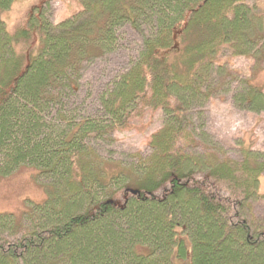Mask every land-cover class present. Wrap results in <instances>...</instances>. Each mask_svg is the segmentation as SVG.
Returning a JSON list of instances; mask_svg holds the SVG:
<instances>
[{
  "label": "trees",
  "instance_id": "1",
  "mask_svg": "<svg viewBox=\"0 0 264 264\" xmlns=\"http://www.w3.org/2000/svg\"><path fill=\"white\" fill-rule=\"evenodd\" d=\"M13 2L0 0V174L28 164L48 181L29 224L0 214V264H264V217L253 212L264 151L242 138L230 158L199 144L190 119L232 73L220 56H247L264 73V0H80L56 23L46 1L9 31ZM124 26L138 52L97 94L96 112L75 116L63 98ZM233 90L237 107L264 110L253 76ZM148 109L163 114L148 153L95 149Z\"/></svg>",
  "mask_w": 264,
  "mask_h": 264
},
{
  "label": "rangeland",
  "instance_id": "2",
  "mask_svg": "<svg viewBox=\"0 0 264 264\" xmlns=\"http://www.w3.org/2000/svg\"><path fill=\"white\" fill-rule=\"evenodd\" d=\"M46 1L48 2L44 12L53 23L81 9L80 0H14L10 9L3 13L7 29L11 31L14 26L20 25L34 8H39ZM262 9L264 11V2ZM118 37L114 50L105 58L83 65L77 89L71 96L63 98L68 110H77L78 113L76 112L75 116L96 112L97 94L104 90L117 72L124 68L138 52L140 45L138 34L129 26H124L119 31ZM219 59L227 60L232 73L228 75L225 72L221 77L216 78L218 85L210 99L191 110L190 119L197 135L196 141L201 145L214 144L233 159L237 158L242 138L249 142L252 149L264 151V110L255 113L237 107L232 97L233 89L238 85V80L242 76H253V79L263 84L264 92L262 66L257 63V68L253 70V60L242 55L220 56ZM162 121L161 110L148 109L141 117L131 121L130 128L115 130L109 142L98 140L95 149L104 157L110 153L115 160H128V154L135 151H140L142 154L148 153L149 149L145 145L146 137L159 128ZM37 173V169L33 166L22 164L8 174H0V214H12L19 221L23 214L25 217L26 209L33 208L35 204H40L45 200L44 183L48 180L38 176ZM203 176L199 175L200 180ZM258 191L264 195V174L260 176ZM114 197L122 201L123 191L115 194ZM253 212L257 217H264V200L253 202ZM25 223L26 225L30 223L27 216ZM185 258L187 257L176 259L173 264H183Z\"/></svg>",
  "mask_w": 264,
  "mask_h": 264
}]
</instances>
